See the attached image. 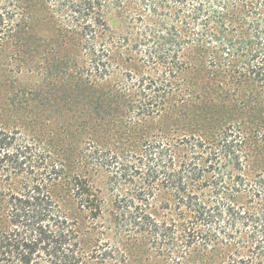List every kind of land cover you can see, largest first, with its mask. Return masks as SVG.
Listing matches in <instances>:
<instances>
[{"label": "trees", "instance_id": "16d2710c", "mask_svg": "<svg viewBox=\"0 0 264 264\" xmlns=\"http://www.w3.org/2000/svg\"><path fill=\"white\" fill-rule=\"evenodd\" d=\"M0 58L71 113L3 84L0 264H264V0H0Z\"/></svg>", "mask_w": 264, "mask_h": 264}, {"label": "rangeland", "instance_id": "374dc122", "mask_svg": "<svg viewBox=\"0 0 264 264\" xmlns=\"http://www.w3.org/2000/svg\"><path fill=\"white\" fill-rule=\"evenodd\" d=\"M112 24L114 25L113 22ZM3 62L4 61L1 60L0 58V96H2V94L4 93L3 87L8 86L9 89L5 90V93L8 95V98L14 97L15 94L17 95V97H15V102L21 100L20 103H22V106L24 108L21 109L20 112L23 113V115H25L26 112L27 115H30L29 117H31V114L33 112L34 114L39 116L40 121L45 123L47 128L50 127V125L52 124L61 125L63 119H68L71 116V113L69 114V112L66 110V107H68V105L70 104L68 103V105L67 104L65 105V102L62 99L63 94L61 93V90L57 85L58 82L57 78L50 80L51 76H49L47 77V79L46 78L44 80L41 79L42 86L47 85L48 83L50 86V91L46 92V89H43V91L45 92H41L42 90L41 88L39 91V93L41 94L38 95L37 98L33 100L30 99L27 100V98L24 97L19 98L22 95L21 88L23 87L28 88L30 86V83H31V87H33L34 84L36 85L37 83L35 80L38 79V76L37 78L28 77L23 73L21 77L22 79L17 78V76L15 75V70L17 66L16 65L13 66L12 68V70H14L13 73L8 70V68L4 65ZM69 109H72V107H70ZM15 114L16 113H14V109L11 111L9 109H6L3 113H1L0 121L1 119H5V122H9V123L14 122V120L17 119L15 118L17 117ZM7 118H10V120H7ZM157 264H162V262H157Z\"/></svg>", "mask_w": 264, "mask_h": 264}]
</instances>
